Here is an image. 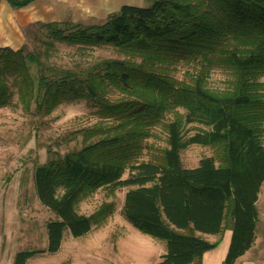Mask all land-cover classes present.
<instances>
[{"label": "trees", "instance_id": "16d2710c", "mask_svg": "<svg viewBox=\"0 0 264 264\" xmlns=\"http://www.w3.org/2000/svg\"><path fill=\"white\" fill-rule=\"evenodd\" d=\"M8 1L19 8L36 0ZM52 34L82 47H112L124 58L102 59L85 71L60 67L51 76L39 52L0 47V107L12 103L15 89L26 109L35 103L41 113L65 101L87 100L115 125L95 141L91 137L104 128L86 130L89 141L81 149L36 167L38 199L55 218L47 223L46 249L19 251L13 264H27L39 252H57L66 229L74 237L87 234L112 205L107 212L102 206L86 215L78 203L99 188L122 186H130L124 217L166 244L156 264H205L204 254L222 237L210 241L203 234L221 236L226 229L232 237L223 264H236L254 245L264 183V83L258 80L264 74V0L125 4L105 22L68 33L56 28ZM165 63L194 65L195 72L178 80L161 71ZM31 64L41 73L34 75ZM214 67L231 72L229 88L207 86ZM112 91L119 97L112 99ZM189 123L206 128L186 138L183 128ZM158 125L168 146L148 161L139 160L142 141ZM190 144L215 147L218 159L206 156L197 167L183 166L180 152Z\"/></svg>", "mask_w": 264, "mask_h": 264}, {"label": "rangeland", "instance_id": "374dc122", "mask_svg": "<svg viewBox=\"0 0 264 264\" xmlns=\"http://www.w3.org/2000/svg\"><path fill=\"white\" fill-rule=\"evenodd\" d=\"M153 0H40L33 15H29L26 41L21 45L25 53L39 52L48 67V75H55L58 68L85 71L102 59H123L124 55L112 47H82L53 39V30L60 28L65 33L89 24L105 22L117 14L125 4L148 7ZM42 11L43 16L39 13ZM31 19V20H30ZM53 43V44H50ZM178 80H189L188 72H195L194 65H159ZM34 75L40 74L39 67L31 64ZM264 83V74L258 77ZM232 74L224 67L211 68L207 86L213 90H224L231 86ZM109 96L118 98L112 91ZM121 96V95H120ZM99 107L87 100L65 101L52 112L24 107L14 90L12 103L0 107V264H13L17 252L27 249L45 250L48 243L47 223L55 218L54 213L38 199L34 171L52 158L79 150L85 144L84 132L92 127L104 128L91 137L95 141L112 130L115 122L98 113ZM183 113L182 108H176ZM168 118L172 115L168 114ZM200 128V123H189L183 128L184 137H189ZM153 136L142 141L139 160L148 161L167 147V134L162 126L152 128ZM264 144V133L262 135ZM218 159L216 148L201 144H190L180 152L183 166L197 167L203 157ZM218 163V162H217ZM126 169L123 178L130 174ZM130 186L110 190L99 188L81 199L80 213L91 215L108 204L112 205L108 216L99 224H93L88 234L74 237L66 229L58 252H39L27 264H156L166 252L165 242L143 234L122 214L126 192ZM107 204V205H106ZM259 220L254 245L245 254L249 264H264V183L257 202ZM226 232V231H225ZM203 234L210 241L222 237ZM231 235L215 251L226 254ZM247 263V262H245ZM248 264V263H247Z\"/></svg>", "mask_w": 264, "mask_h": 264}, {"label": "crops", "instance_id": "0c3cea01", "mask_svg": "<svg viewBox=\"0 0 264 264\" xmlns=\"http://www.w3.org/2000/svg\"><path fill=\"white\" fill-rule=\"evenodd\" d=\"M39 2L40 0H36L28 6L18 8L13 7L8 0H0V47H11L13 49H19L21 47L26 41V28L29 21L28 17L29 15H33L32 12L36 10ZM39 16H43L42 11L39 13ZM33 20L35 19H32V21L29 22H34ZM225 231L221 244L224 243L225 237H229L230 234H232L231 229H226ZM216 249L217 248L209 250L204 254L203 260L205 264H223L227 253L218 256L217 251H215ZM249 250L245 254H247ZM245 254L237 260L236 264L250 263L248 259L245 261Z\"/></svg>", "mask_w": 264, "mask_h": 264}]
</instances>
